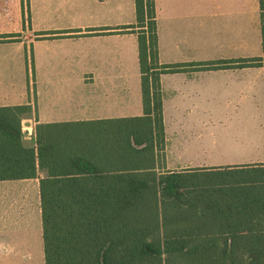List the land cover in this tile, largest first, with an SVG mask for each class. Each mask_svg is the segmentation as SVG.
Listing matches in <instances>:
<instances>
[{"label": "crops", "instance_id": "crops-1", "mask_svg": "<svg viewBox=\"0 0 264 264\" xmlns=\"http://www.w3.org/2000/svg\"><path fill=\"white\" fill-rule=\"evenodd\" d=\"M155 5L159 62L186 64L160 75L164 144L155 150V166L162 172L203 167L193 165L194 152L207 153L215 120L264 119V67L188 64L262 54L259 0ZM134 22V0H0V107H29L19 121L23 145L37 152L39 125L143 114L137 35L114 32ZM24 52L31 66L24 84H16ZM45 175L38 168L34 177L0 179V264H44L39 179Z\"/></svg>", "mask_w": 264, "mask_h": 264}, {"label": "trees", "instance_id": "trees-1", "mask_svg": "<svg viewBox=\"0 0 264 264\" xmlns=\"http://www.w3.org/2000/svg\"><path fill=\"white\" fill-rule=\"evenodd\" d=\"M134 7L135 22L114 32L137 35L143 114L39 125L35 153L21 140L29 107H0V179L46 171L39 179L44 264H264V182L250 178L247 164L204 174L156 169L164 144L160 75L186 64L158 60L155 0ZM261 32L264 55L263 23ZM263 55L188 65L264 67Z\"/></svg>", "mask_w": 264, "mask_h": 264}, {"label": "rangeland", "instance_id": "rangeland-1", "mask_svg": "<svg viewBox=\"0 0 264 264\" xmlns=\"http://www.w3.org/2000/svg\"><path fill=\"white\" fill-rule=\"evenodd\" d=\"M264 2V0H263ZM260 20L264 24V5L263 9H260ZM261 25V24H260ZM29 51V50H28ZM263 52V48H262ZM25 53V52H24ZM263 55V54H260ZM21 66L19 68V73L17 68L13 73L14 81L16 84H24L25 79L27 80V69L29 70L31 66V60L27 53L21 57ZM264 64V55H263ZM215 129L213 134L209 136L210 140H213L212 145H207V153L196 148L194 154L197 158L192 161L193 165L203 166L196 167L199 174H204L205 171L213 170L211 169L213 165H222L221 167L228 164H247L246 167L251 174L250 178L259 181V183L264 182V152L261 153L260 145L263 146L262 137H264V119L259 117H245L243 119H232L230 121L221 122L219 120L214 121ZM221 124L226 125L224 131H244L245 133L238 135H231L222 132L220 126ZM260 133V135L257 134ZM235 137H241L242 143L238 142ZM258 155L259 159L255 162H248L250 159ZM248 162V163H244ZM222 169V168H221ZM201 176V175H200ZM247 176V175H244ZM201 178V177H200ZM202 180V179H201ZM209 184L212 181H208ZM207 182V183H208ZM208 184V185H209Z\"/></svg>", "mask_w": 264, "mask_h": 264}]
</instances>
